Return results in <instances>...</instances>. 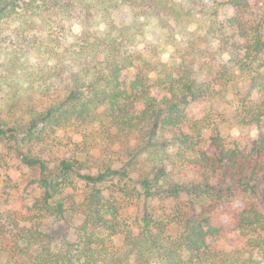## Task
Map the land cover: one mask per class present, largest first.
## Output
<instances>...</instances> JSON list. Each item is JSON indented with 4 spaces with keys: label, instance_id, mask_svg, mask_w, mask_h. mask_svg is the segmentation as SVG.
<instances>
[{
    "label": "trees",
    "instance_id": "16d2710c",
    "mask_svg": "<svg viewBox=\"0 0 264 264\" xmlns=\"http://www.w3.org/2000/svg\"><path fill=\"white\" fill-rule=\"evenodd\" d=\"M245 7L0 0V144L35 170L32 200L17 216L0 212V264H264V93L230 115L259 131L250 140L221 137L224 113H187L227 87L239 95L236 72L264 66V16L249 31L237 18L219 21ZM113 13L127 20L116 25ZM196 16L205 32L165 73L153 35ZM98 18L107 22L102 31ZM218 63L215 78L204 79ZM61 128L78 140L53 168L32 145L55 144ZM234 191L250 202L237 213V251L222 257L216 250L227 239L213 217ZM58 224L60 236L52 233Z\"/></svg>",
    "mask_w": 264,
    "mask_h": 264
},
{
    "label": "rangeland",
    "instance_id": "374dc122",
    "mask_svg": "<svg viewBox=\"0 0 264 264\" xmlns=\"http://www.w3.org/2000/svg\"><path fill=\"white\" fill-rule=\"evenodd\" d=\"M246 7L239 11H224L219 16L220 22H226L230 18H237L244 25V29L249 31L253 25H256L260 16H264V0H245ZM110 21L116 25H121L127 20L125 13H113ZM106 21L98 18V28L102 31L106 25ZM155 31V30H152ZM205 32L204 21L196 17L183 19L179 23H173L168 31L160 33L156 32L153 37H157L160 45L159 65L165 73H173L179 63V50L193 36L203 34ZM232 33V29L229 32ZM264 33V31H263ZM68 41L71 36L68 35ZM244 41H242V45ZM229 58L227 53L222 54V61ZM219 63L214 68L204 70L202 76L215 78L216 72L219 70ZM255 68V67H254ZM239 81L237 95L234 87H227L225 93L213 100H201L193 104L187 109V113L193 120H200L207 115L224 113L229 118L224 124H219L220 135L225 141L239 139L242 141L253 139L259 131L254 126L236 124L231 118L233 111L244 100L259 101L264 93V66L257 70L251 69L248 73L245 71L236 72ZM94 114L98 119H104L105 108L98 106L94 109ZM204 137L208 131H204ZM55 144L51 142L32 145V153L39 155L48 162L50 167L55 166L57 160L61 157L70 155L71 144L67 145L71 140H78L68 128H61L57 131ZM58 143L64 145L60 147ZM35 174V170L23 164L16 153L9 151L0 144V212L7 218L9 216H17L21 212L23 204L30 202L35 194L34 186L31 179ZM234 198L231 203L222 212L214 215L213 219L219 222L223 227L224 236L227 243L218 247L216 252L223 257L232 251H237L234 244L238 242L236 239L238 231V210L246 203L250 202L249 197L241 195L234 191ZM65 229L62 224L54 226L52 233L57 236L62 235ZM231 258L233 260L236 256ZM230 260V261H231Z\"/></svg>",
    "mask_w": 264,
    "mask_h": 264
}]
</instances>
